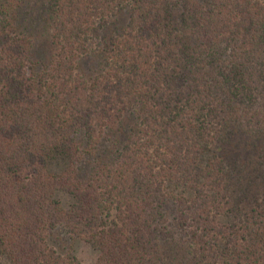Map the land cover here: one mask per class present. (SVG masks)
I'll list each match as a JSON object with an SVG mask.
<instances>
[{
	"label": "trees",
	"instance_id": "trees-1",
	"mask_svg": "<svg viewBox=\"0 0 264 264\" xmlns=\"http://www.w3.org/2000/svg\"><path fill=\"white\" fill-rule=\"evenodd\" d=\"M27 1L0 2L8 264H83L54 229L92 264H264V0H43L39 71L13 18Z\"/></svg>",
	"mask_w": 264,
	"mask_h": 264
},
{
	"label": "rangeland",
	"instance_id": "rangeland-1",
	"mask_svg": "<svg viewBox=\"0 0 264 264\" xmlns=\"http://www.w3.org/2000/svg\"><path fill=\"white\" fill-rule=\"evenodd\" d=\"M43 8V0H28L22 4L21 7L16 9V15L13 17L15 24H17L19 28L18 30L21 31L25 26H27L26 30L29 34H31L33 44L28 63L35 71H39L42 68V65L48 63L50 54L52 53V44L49 39L48 27L41 16ZM26 14L34 17L35 23H33V25L28 24V22L24 19V16L27 17ZM124 23L125 14L122 13L112 23H110L108 32H111V34L119 32L123 28ZM96 53L97 52H92L91 56L83 58L78 63L77 72L79 75L84 78H89L93 74L94 70H97L99 65H101ZM96 158L100 160V157ZM81 160L82 162L76 170V174L85 177L86 174L92 171L96 164L93 156H88L87 154H84V152ZM60 195L63 202L70 200L69 196L62 193H60ZM48 242L61 253H64L67 249H71V251L83 264H92L97 256V251L89 243L80 239L72 240L64 230L54 229L48 237ZM0 264H8L6 257L2 254H0Z\"/></svg>",
	"mask_w": 264,
	"mask_h": 264
}]
</instances>
